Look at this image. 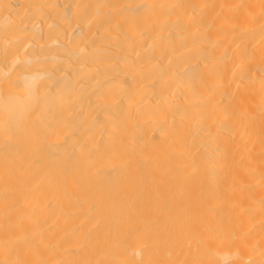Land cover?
<instances>
[{
	"label": "bare ground",
	"instance_id": "obj_1",
	"mask_svg": "<svg viewBox=\"0 0 264 264\" xmlns=\"http://www.w3.org/2000/svg\"><path fill=\"white\" fill-rule=\"evenodd\" d=\"M0 264H264V0H0Z\"/></svg>",
	"mask_w": 264,
	"mask_h": 264
}]
</instances>
